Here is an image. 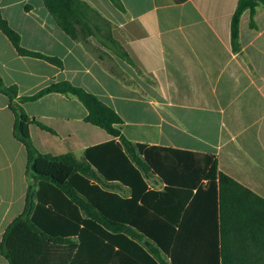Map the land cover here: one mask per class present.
Listing matches in <instances>:
<instances>
[{
  "label": "crops",
  "instance_id": "obj_1",
  "mask_svg": "<svg viewBox=\"0 0 264 264\" xmlns=\"http://www.w3.org/2000/svg\"><path fill=\"white\" fill-rule=\"evenodd\" d=\"M86 1L111 21L119 44L73 39L43 0H0L23 46L63 61L61 67L21 55L0 30L5 83L17 85L20 95L63 80L83 86L115 108L123 118L117 126L130 140L214 153L221 170L264 197V6L256 8L255 25L249 9L242 13L235 50L238 0H148L143 8L123 3L124 9L111 0ZM23 107L53 129L30 124L41 152L81 158L89 146L113 138L86 120L88 109L74 95L53 91ZM14 123L11 101L0 93V242L23 213L33 182ZM148 181L163 186L156 176ZM0 264H9L1 253Z\"/></svg>",
  "mask_w": 264,
  "mask_h": 264
},
{
  "label": "trees",
  "instance_id": "obj_2",
  "mask_svg": "<svg viewBox=\"0 0 264 264\" xmlns=\"http://www.w3.org/2000/svg\"><path fill=\"white\" fill-rule=\"evenodd\" d=\"M43 2L73 39L119 44L111 21L88 1ZM112 2L124 9L121 0ZM258 5L264 0H238L231 20L235 50L242 13L249 9L255 25ZM0 30L19 54L63 66L58 56L23 46L1 8ZM53 91L79 98L88 109L86 120L113 138L89 146L81 158L41 152L30 124L53 129L30 116L23 103ZM0 93L11 101L14 133L25 145L33 180L23 213L0 242L9 264H264V197L221 170L214 153L130 140L117 126L123 118L114 107L69 80L20 95L0 75ZM152 176L161 188L149 185Z\"/></svg>",
  "mask_w": 264,
  "mask_h": 264
},
{
  "label": "rangeland",
  "instance_id": "obj_3",
  "mask_svg": "<svg viewBox=\"0 0 264 264\" xmlns=\"http://www.w3.org/2000/svg\"><path fill=\"white\" fill-rule=\"evenodd\" d=\"M121 2L124 3V5L126 6L129 5V7H134L135 4L136 7H140V8H143L148 4V0H121Z\"/></svg>",
  "mask_w": 264,
  "mask_h": 264
}]
</instances>
